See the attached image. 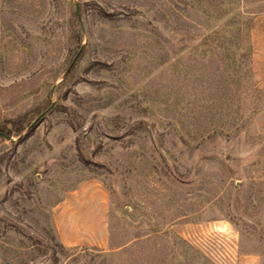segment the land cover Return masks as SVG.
I'll return each instance as SVG.
<instances>
[{
    "label": "rangeland",
    "instance_id": "rangeland-1",
    "mask_svg": "<svg viewBox=\"0 0 264 264\" xmlns=\"http://www.w3.org/2000/svg\"><path fill=\"white\" fill-rule=\"evenodd\" d=\"M258 15L0 0V264H264Z\"/></svg>",
    "mask_w": 264,
    "mask_h": 264
},
{
    "label": "crops",
    "instance_id": "crops-1",
    "mask_svg": "<svg viewBox=\"0 0 264 264\" xmlns=\"http://www.w3.org/2000/svg\"><path fill=\"white\" fill-rule=\"evenodd\" d=\"M252 82L255 87L264 88V15L254 17L250 24ZM238 264H258V256L240 255Z\"/></svg>",
    "mask_w": 264,
    "mask_h": 264
},
{
    "label": "water",
    "instance_id": "water-1",
    "mask_svg": "<svg viewBox=\"0 0 264 264\" xmlns=\"http://www.w3.org/2000/svg\"><path fill=\"white\" fill-rule=\"evenodd\" d=\"M75 6H76V10H77V14H78V16H79V13H78V7H77V3H75ZM74 60H75V58L72 60V62H71V64H70V66H69V68L71 67V65L74 63ZM68 68V69H69ZM67 69V70H68ZM67 72V71H66ZM65 72V73H66ZM43 113H40L37 117H36V119L30 124V125H33L34 123H35V121H37L40 117H41V115H42ZM0 134H2L1 132H0ZM7 138H10V137H8V136H6Z\"/></svg>",
    "mask_w": 264,
    "mask_h": 264
},
{
    "label": "trees",
    "instance_id": "trees-1",
    "mask_svg": "<svg viewBox=\"0 0 264 264\" xmlns=\"http://www.w3.org/2000/svg\"><path fill=\"white\" fill-rule=\"evenodd\" d=\"M249 50H250V56H251V54H252V51H251V45H250V35H249ZM250 65H251V63H250ZM251 73H252V70H251ZM251 76H252V74H251ZM0 132L3 134V130H0Z\"/></svg>",
    "mask_w": 264,
    "mask_h": 264
}]
</instances>
